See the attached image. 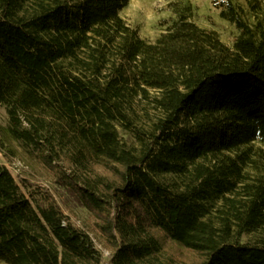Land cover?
Listing matches in <instances>:
<instances>
[{
    "label": "trees",
    "instance_id": "trees-1",
    "mask_svg": "<svg viewBox=\"0 0 264 264\" xmlns=\"http://www.w3.org/2000/svg\"><path fill=\"white\" fill-rule=\"evenodd\" d=\"M129 1L0 0V144L52 170L111 251L0 162V263L175 264L169 241L188 264H264V0L216 1L231 45L187 0L146 40Z\"/></svg>",
    "mask_w": 264,
    "mask_h": 264
},
{
    "label": "rangeland",
    "instance_id": "rangeland-1",
    "mask_svg": "<svg viewBox=\"0 0 264 264\" xmlns=\"http://www.w3.org/2000/svg\"><path fill=\"white\" fill-rule=\"evenodd\" d=\"M175 1L179 0H130L122 9L121 15L130 24L138 28L141 37L154 41L174 17L171 3ZM187 1L194 5L192 19L197 24L206 29L216 30L226 43L232 44L237 29L233 24L221 17L220 9L216 3V1L220 0ZM238 1L244 4L245 9L249 13V0ZM7 123V114L5 109L1 107L0 142L5 138ZM122 132L131 142V136L124 131ZM0 162L4 163L14 175H20L34 184L44 185L49 188L75 224L90 231L97 246L102 250L104 259L109 257L111 251L103 244L100 235L92 229L95 220L94 216L86 207L75 202L69 194L61 192L54 173L40 159L28 153L19 142L7 139L5 144H0ZM165 247L167 255L173 259L175 264H188L198 258L196 253L176 243L168 241Z\"/></svg>",
    "mask_w": 264,
    "mask_h": 264
}]
</instances>
